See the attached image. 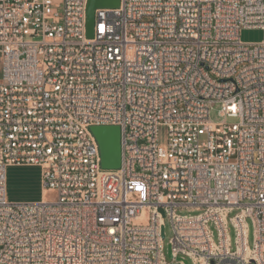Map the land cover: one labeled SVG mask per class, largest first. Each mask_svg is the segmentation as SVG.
<instances>
[{"label":"built area","instance_id":"1","mask_svg":"<svg viewBox=\"0 0 264 264\" xmlns=\"http://www.w3.org/2000/svg\"><path fill=\"white\" fill-rule=\"evenodd\" d=\"M88 2L0 0V264H170L167 216L176 261L264 264V0H121L92 37ZM12 165L55 197L8 201Z\"/></svg>","mask_w":264,"mask_h":264},{"label":"rangeland","instance_id":"2","mask_svg":"<svg viewBox=\"0 0 264 264\" xmlns=\"http://www.w3.org/2000/svg\"><path fill=\"white\" fill-rule=\"evenodd\" d=\"M264 39V31L260 28H246L241 31V40L246 43H256ZM3 77V70L0 67V79ZM211 119L215 122L224 120L220 115V105L216 104L211 110ZM228 122H235L233 118H228ZM166 136L161 133V142H165ZM45 192L42 182V168L37 165H12L6 169V197L10 202H38L47 196L48 199H53L55 193ZM202 210L196 208L178 207L177 213L187 215H197ZM238 212L237 209L230 213V217ZM249 225V245L253 247L255 241V227L252 220L248 219ZM232 246L235 248V230L233 226L229 225ZM174 236V229L170 217L165 218V237L164 247L166 252L167 261L170 264H181L169 257L168 248L170 240ZM216 236V235H215ZM188 264H194L193 260L187 258Z\"/></svg>","mask_w":264,"mask_h":264},{"label":"water","instance_id":"3","mask_svg":"<svg viewBox=\"0 0 264 264\" xmlns=\"http://www.w3.org/2000/svg\"><path fill=\"white\" fill-rule=\"evenodd\" d=\"M120 3L121 0H89L87 7V27L90 37L93 36L96 10L118 8ZM91 129L101 149L102 168L105 170L119 169L122 163L121 128L118 125H101L93 126ZM163 236L165 237L164 229ZM168 255L173 259L170 245ZM177 261H184L185 264H188V260L180 257L177 258Z\"/></svg>","mask_w":264,"mask_h":264},{"label":"bare ground","instance_id":"4","mask_svg":"<svg viewBox=\"0 0 264 264\" xmlns=\"http://www.w3.org/2000/svg\"><path fill=\"white\" fill-rule=\"evenodd\" d=\"M50 193V192H49ZM46 198H47V196H46Z\"/></svg>","mask_w":264,"mask_h":264}]
</instances>
